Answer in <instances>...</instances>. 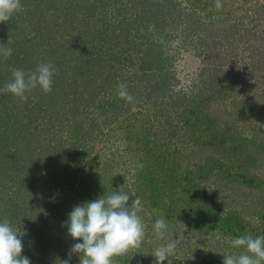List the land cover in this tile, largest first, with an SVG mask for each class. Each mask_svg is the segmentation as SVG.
Masks as SVG:
<instances>
[{
    "label": "rangeland",
    "instance_id": "374dc122",
    "mask_svg": "<svg viewBox=\"0 0 264 264\" xmlns=\"http://www.w3.org/2000/svg\"><path fill=\"white\" fill-rule=\"evenodd\" d=\"M152 1L172 11L152 18L154 43L143 45L149 56L121 39L113 60H75L77 69L71 62L57 70L50 93L28 94L37 101L26 113L31 123L18 121L26 165L0 176L11 181L10 226L31 264H79L70 252L82 241L64 222L74 206L113 192L128 194L129 205L140 199L145 226L141 247L114 264H154V250L172 239L175 253L163 264H223V255L242 251L228 238L264 236V0H224L219 10L215 0ZM51 5L35 23L50 21ZM127 10L138 16L133 24L145 23L144 12ZM134 29L147 41L145 27ZM122 83L133 102L118 97ZM148 174L161 186L157 199L151 184L141 186ZM27 186L40 191L29 194ZM206 197L216 210L200 216ZM161 217L168 230L158 237L153 226Z\"/></svg>",
    "mask_w": 264,
    "mask_h": 264
},
{
    "label": "trees",
    "instance_id": "16d2710c",
    "mask_svg": "<svg viewBox=\"0 0 264 264\" xmlns=\"http://www.w3.org/2000/svg\"><path fill=\"white\" fill-rule=\"evenodd\" d=\"M223 1L221 0V2ZM50 3L55 9L50 14V21L38 18L40 22L35 23V16L39 12L40 14L47 12V6ZM162 3L152 0H21V10L15 13L8 22L0 23V44L12 49V55L7 59L0 54V89H3L5 83L12 79L11 68H19L27 72L35 70L38 65L44 63L42 60H37V53H41L45 58V62L53 64L57 70H61V68L68 69L67 66H70L71 62H73L74 68L77 69L79 64H76L75 60H80L82 64L83 60L87 61L94 55H96V59L97 57L102 59L104 55H107L109 60H113V49L117 48L116 42L121 39L129 44L128 46L132 45L136 51L143 53L140 55L141 58L149 56V52L144 53L143 45H150L149 47H151V44L154 43V37L152 36L154 27L151 25L164 13L163 8L165 5ZM131 7L138 9L139 13L144 12L142 21L145 23L133 24L131 19L135 17L137 19L138 16L131 11L129 13L127 9ZM167 11L169 13L172 10L170 11L168 8ZM52 17L56 21H52ZM152 18L154 21H152ZM146 19H148L147 23ZM43 21L46 23L43 24ZM121 24L123 25L120 26ZM142 27L147 30L148 42L139 40L131 33L132 29L142 30ZM57 29L61 32L58 35L56 34ZM49 38L54 39V41H49ZM262 45L264 50V38L262 39ZM18 50L26 54V56L23 54L24 56L20 60H18L16 54ZM96 50L101 51L99 56ZM69 55L72 61L68 59ZM33 56L36 57V63L31 64L29 60ZM153 62L159 63V66L163 67L164 62L161 60ZM153 62L149 65H152ZM60 80H62V76H60ZM30 93L26 95L28 96ZM34 100V97H29L26 102H21L10 93L0 92V175L7 172L10 176L15 175L14 169L20 166L21 160H23L22 167L26 165V157L23 158L18 155L20 152L19 142L22 138L19 132L21 124H18V121L30 116H27L26 113L34 107L37 102ZM30 117L28 118L30 119ZM143 172L145 174L149 173L148 171ZM241 172L238 170L239 175H241ZM144 179L145 181H142L141 186L144 185V182L151 184V194H154L157 199L159 196L157 191L161 189V186L158 183L153 184V174L145 175ZM10 182L5 181L0 176V207L3 208L0 216L3 215L9 223H12L10 220L13 221V215L15 214L13 202L15 195H10L9 188H7ZM32 187L27 186L29 194H36L40 191V189L33 190ZM261 190H264V187ZM13 192L16 193L15 190ZM199 199L202 200V198ZM6 201L10 202L8 206H6ZM210 201L209 197L205 198L203 206L206 208V212L203 214L201 211L200 216L208 214L210 208L216 210V207Z\"/></svg>",
    "mask_w": 264,
    "mask_h": 264
},
{
    "label": "clouds",
    "instance_id": "9594fccd",
    "mask_svg": "<svg viewBox=\"0 0 264 264\" xmlns=\"http://www.w3.org/2000/svg\"><path fill=\"white\" fill-rule=\"evenodd\" d=\"M21 7V0H0V23L8 22ZM215 7L218 10L223 7L221 0H215ZM0 54L7 59L12 55V49L0 44ZM10 70L12 79L0 92L10 93L21 102H26V94L37 88L44 94L50 93L53 77L57 74L51 63H42L27 72L19 68ZM118 97L129 103L134 100L127 84L123 83L118 86ZM129 200L128 194L113 192L73 207L64 225L74 241H82L74 243L70 252V255H79V264H114L115 257L141 247L145 238V226L138 215L142 204L138 197L130 205ZM153 228L156 235L162 237L168 225L161 217L155 221ZM20 237L7 219L0 222V264H31L29 257L21 255L23 242ZM228 239L233 248L242 251L223 255V264H264V236L253 238L245 235ZM177 244L178 241L172 239L158 246L152 254L154 264H163L175 253ZM62 264H69V261L64 260Z\"/></svg>",
    "mask_w": 264,
    "mask_h": 264
}]
</instances>
